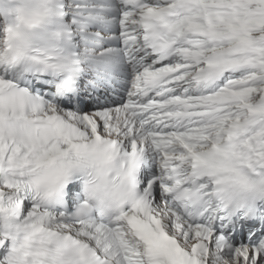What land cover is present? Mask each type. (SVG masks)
<instances>
[{
  "label": "snow or ice",
  "instance_id": "snow-or-ice-1",
  "mask_svg": "<svg viewBox=\"0 0 264 264\" xmlns=\"http://www.w3.org/2000/svg\"><path fill=\"white\" fill-rule=\"evenodd\" d=\"M0 264H264V0H0Z\"/></svg>",
  "mask_w": 264,
  "mask_h": 264
}]
</instances>
